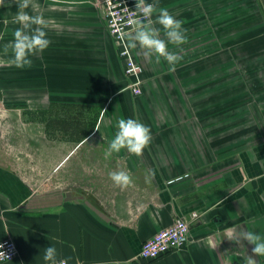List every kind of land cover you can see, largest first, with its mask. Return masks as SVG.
<instances>
[{
	"label": "crops",
	"instance_id": "obj_1",
	"mask_svg": "<svg viewBox=\"0 0 264 264\" xmlns=\"http://www.w3.org/2000/svg\"><path fill=\"white\" fill-rule=\"evenodd\" d=\"M207 1L159 0L187 42L168 46L183 57L175 71L133 48L146 69L140 95L128 88L97 0H35L38 9L26 11L49 21L50 45L25 69L3 55L19 10L7 0L0 7V241L11 237L19 249L0 264L44 263L50 245L70 264H245L253 256L254 245L241 247L227 230L264 236V126L229 129L228 36L213 27ZM128 118L151 129L150 145L142 156L106 155ZM149 169L156 175L146 183ZM119 170L131 175L125 188L109 177ZM179 218L190 223L188 242L141 258L144 240Z\"/></svg>",
	"mask_w": 264,
	"mask_h": 264
},
{
	"label": "clouds",
	"instance_id": "obj_2",
	"mask_svg": "<svg viewBox=\"0 0 264 264\" xmlns=\"http://www.w3.org/2000/svg\"><path fill=\"white\" fill-rule=\"evenodd\" d=\"M8 5L15 4L18 12L14 17V23L20 25L13 32V39L3 45V55L8 57L6 63L18 69L31 68L33 61L31 57L43 53L50 45L47 38V28L49 21L42 14L30 15L26 10L31 7L36 11L39 7L35 0H7ZM6 5V0H0V7ZM133 16L138 17L134 21V32L128 36L127 43L130 48L139 47L143 50L144 58L151 62L155 56L156 62L161 58L170 66V71H175L176 65L183 57L175 51L169 50V44L179 47L187 42L186 30L182 27V22L175 19L169 11L159 7V0H152L146 3V0H136L135 10L131 11ZM156 14L155 19L153 15ZM164 31V37L161 38V28ZM3 37H0L2 40ZM152 140L151 129L142 122L128 118L120 119L117 124V131L109 144L106 155L119 153L126 149L130 154L142 156ZM154 169H149L145 182L151 183L155 178ZM109 177L115 186L125 188L132 183L131 175L123 170L109 173ZM240 226L229 228L227 230V239L239 244L241 240L254 245L252 248L253 256H264V236L257 233L245 231ZM4 246L0 244V249ZM59 253L56 247L48 246L44 249L42 259L45 264H69L71 257L57 259ZM253 256L244 255L245 264H257ZM10 257L4 251H0V261L9 260ZM75 264H82L79 258H76Z\"/></svg>",
	"mask_w": 264,
	"mask_h": 264
},
{
	"label": "rangeland",
	"instance_id": "obj_3",
	"mask_svg": "<svg viewBox=\"0 0 264 264\" xmlns=\"http://www.w3.org/2000/svg\"><path fill=\"white\" fill-rule=\"evenodd\" d=\"M207 2H210L208 5L213 7L211 11L216 15L213 21L217 23L213 27L217 32L222 31L223 36H228L227 44H223L228 58L225 62L223 52L222 63H227L229 69L230 98L226 110L229 129L236 130L249 125L255 127L258 123L264 126V0ZM221 24L222 29L219 28ZM198 42L201 44L203 41ZM200 44L197 46L198 53L204 49V45ZM212 49L215 52L220 46L213 44ZM134 57L137 58L136 55ZM145 70L144 67L143 75ZM257 78L262 84L256 90ZM42 187L44 186H37Z\"/></svg>",
	"mask_w": 264,
	"mask_h": 264
},
{
	"label": "built area",
	"instance_id": "obj_4",
	"mask_svg": "<svg viewBox=\"0 0 264 264\" xmlns=\"http://www.w3.org/2000/svg\"><path fill=\"white\" fill-rule=\"evenodd\" d=\"M146 3L150 2L146 0ZM135 4L136 0H97V5L100 7L106 21L108 33L116 41L119 55L124 59V71L126 75L132 78L128 83V88L134 94L140 95L142 93L140 79L144 72V66L134 57L133 48H130L127 43L128 36L135 28L134 21L138 19V17L131 14V11L135 10ZM189 225L190 223L187 219L179 218L171 225L162 228L151 238L144 240L140 250V257L154 260L185 245L190 237ZM0 244L4 246L0 251H4L10 257L9 260L0 261V263L10 261L18 256L19 249L13 238L7 237L0 241ZM40 264H45V262Z\"/></svg>",
	"mask_w": 264,
	"mask_h": 264
}]
</instances>
